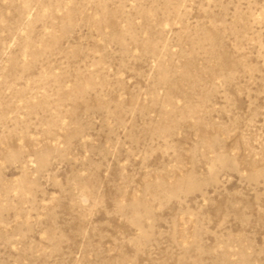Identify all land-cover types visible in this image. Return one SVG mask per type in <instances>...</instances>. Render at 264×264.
<instances>
[{
    "label": "rangeland",
    "instance_id": "1",
    "mask_svg": "<svg viewBox=\"0 0 264 264\" xmlns=\"http://www.w3.org/2000/svg\"><path fill=\"white\" fill-rule=\"evenodd\" d=\"M0 264H264V0H0Z\"/></svg>",
    "mask_w": 264,
    "mask_h": 264
}]
</instances>
